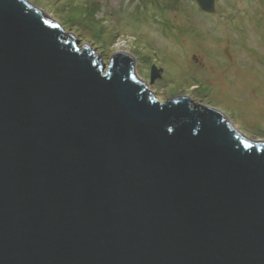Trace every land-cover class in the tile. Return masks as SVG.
Segmentation results:
<instances>
[{"label": "water", "instance_id": "95a60500", "mask_svg": "<svg viewBox=\"0 0 264 264\" xmlns=\"http://www.w3.org/2000/svg\"><path fill=\"white\" fill-rule=\"evenodd\" d=\"M136 66L0 0V264H264V140Z\"/></svg>", "mask_w": 264, "mask_h": 264}, {"label": "rangeland", "instance_id": "374dc122", "mask_svg": "<svg viewBox=\"0 0 264 264\" xmlns=\"http://www.w3.org/2000/svg\"><path fill=\"white\" fill-rule=\"evenodd\" d=\"M29 2L104 64L130 53L158 101L188 95L264 140V0H214L211 13L195 0Z\"/></svg>", "mask_w": 264, "mask_h": 264}]
</instances>
